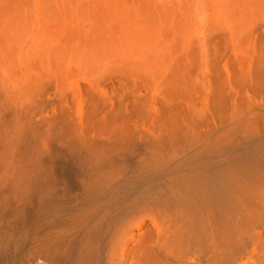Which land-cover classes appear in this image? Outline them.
I'll return each instance as SVG.
<instances>
[{"label": "bare ground", "instance_id": "bare-ground-1", "mask_svg": "<svg viewBox=\"0 0 264 264\" xmlns=\"http://www.w3.org/2000/svg\"><path fill=\"white\" fill-rule=\"evenodd\" d=\"M33 1L2 4L0 24L18 25L14 26L18 32L25 24L22 27L26 30ZM161 1L37 0L42 9L39 23L48 43L32 39L27 54L52 60L59 72L51 76L44 73L48 78L42 79L44 76L36 74L29 63L23 65L26 69L19 74L24 80L16 82L18 89L14 85L21 96L18 109L17 104L10 107L12 103L6 101V88L2 97L7 98L0 96V188L7 189L10 182L16 188L28 180L29 171L34 169L28 168L35 166L41 140L47 138H43L47 132L43 129L50 127V138L67 137L69 146L82 153L89 164L90 180L103 185L105 191L92 198L94 208L81 223L75 220L79 225L66 236L68 245H41V262L30 257L23 264H74L79 254L77 264H264V176L254 177L259 169L253 166L250 155L236 160L235 151L228 149L234 135L245 133L260 145L259 160L264 157V137L257 136L264 131V0H202L205 6L200 8L194 4L197 0ZM203 17L211 25L199 32L203 21L198 20ZM221 24L231 30L228 26L229 32L220 29ZM194 42L200 45L199 50ZM6 49L0 53V91L5 82L15 83L10 80L16 72H12L13 52ZM24 58L28 61L27 55ZM66 75L65 86L67 83L73 95L67 94V89L62 92L67 88L62 85ZM75 100L76 113L72 109ZM8 112L16 116L8 117ZM8 118H15V126H10ZM212 139L215 145L225 144L220 150L227 153L226 161L217 168L202 167L211 162L205 152L194 160L190 175L183 170L170 174L165 184L149 180L144 189L134 184L135 178L133 183L132 177L126 181L114 178L125 169H118L122 160L126 161L115 152L131 145L138 151L145 148L148 155L143 163L150 168L164 165L162 172L168 174V167L174 164L172 155L188 147L196 150L203 141H211L210 148ZM244 147L242 153L250 145ZM110 178L135 186L123 183L122 187L121 181ZM99 186L95 191H101ZM242 214V222L234 230L233 222ZM3 228L0 254L4 264H14L16 249L14 254L7 250L25 247L18 245L25 232L10 238L11 232L9 236ZM7 240L10 245H4Z\"/></svg>", "mask_w": 264, "mask_h": 264}, {"label": "rangeland", "instance_id": "rangeland-1", "mask_svg": "<svg viewBox=\"0 0 264 264\" xmlns=\"http://www.w3.org/2000/svg\"><path fill=\"white\" fill-rule=\"evenodd\" d=\"M10 1H13V0H0V6L2 5V4H4V6H5V3L6 2H10ZM36 1V2H35ZM161 0H159V2H160ZM167 3H168V1L167 0H165ZM177 0H175V2H176ZM198 1V0H197ZM197 1H194V4H196V6H198V8H200V7H203V6H205V4H201L202 2V0H200L198 3H197ZM261 1V0H260ZM4 2V3H3ZM34 3L32 4V7L31 8H33L31 11L29 10V20L30 21H32V22H30L29 21V23L25 26L26 27V30H25V28L23 29V27H24V25L25 24H22L23 25V27H22V25H20V30L22 31V35L20 34V32H18V31H16V29L14 28V26L15 27H17L16 25H14L13 27H10V24L8 25V26H6V24H5V26H4V24L2 25V24H0L2 27L4 26V28H7L6 30L3 28V30H2V27L0 26V44H1V46H2V49H1V46H0V53L1 52H3V51H5L4 49H6V48H8V49H6V50H10V49H12L11 51L14 53V55L16 54V53H18V54H16L17 56H14L13 55V53L12 54H10V56H12L13 57V61H12V72L15 70L16 72H17V74H16V72L14 73L15 75H16V77H15V75H11V76H13L12 78L10 77V80L12 81V80H14L13 81V85H12V82H8L7 81V83L5 82V87L4 88H2L1 90L2 91H0V96H1V98L2 99H4L5 100V98H7L8 97V99H6V101H10V103H12L11 105H10V107H13L12 105L13 104H15V106H16V104H17V106H16V110L18 109V106H19V104L17 103V102H19L20 101V99H21V96L19 95V91H17L16 92V88H17V86L15 85V84H17L18 86H19V83H16V82H23L22 80H24V79H21L22 78V76H21V78H20V74H22L23 73V69H26L23 65H27L28 63H29V65H31V66H33L32 68H33V70H35V73L37 74L38 73V75L39 76H44L42 79H44L46 76H47V73H48V76L50 75H52V73L53 72H55V73H58L59 72V70H58V65L54 62H52V60L51 61H49V59L48 58H42V57H40V58H35V57H33V56H31V54L30 55H28L29 54V52H27L28 50L27 49H29L30 47H31V43H30V41L32 42V39L35 41V40H37V41H40L42 44H46V43H48L47 42V35H45V33H44V31H43V25H42V23H39V20L41 21V15H42V9H40V3L39 2H37V0H34L33 1ZM162 2V1H161ZM39 3V4H38ZM177 3H179V2H177ZM203 3H204V1H203ZM7 4V3H6ZM34 4H36V5H34ZM33 5H34V7H33ZM200 5V6H199ZM36 6V7H35ZM39 7V8H38ZM40 10V11H39ZM31 12V13H30ZM36 14H37V16H36ZM41 14V15H40ZM33 15V16H32ZM41 17V18H40ZM32 18V19H31ZM40 18V19H39ZM201 18V17H200ZM199 18V23H201V21H203V23H201V24H199L200 26V28H202V29H200V31L199 32H202L201 30H203V28L205 27V28H207L208 26H210L209 25V23H211V22H208V20L206 19V17H203L202 19H200ZM205 18V19H204ZM201 20V21H200ZM204 23H206V24H204ZM41 26H40V25ZM38 26V27H37ZM221 26H222V28L220 27V29H225V30H227V27L226 26H228V25H222L221 24ZM42 27V28H41ZM12 28V29H11ZM15 30H14V29ZM38 28H40V30L38 29ZM204 28V29H205ZM230 28V29H229ZM223 29V30H224ZM12 30V33L10 32ZM23 30H24V32H23ZM28 30H30L31 32H33V33H31V34H34V36H35V39H34V36L33 35H29L30 34V31H28ZM39 30V31H38ZM41 30L43 31L42 33H43V35H42V33H41ZM228 30L230 31L231 30V27L230 26H228ZM227 30V32H229ZM3 31V32H2ZM5 31H8L7 33L5 32ZM13 31H14V33H13ZM37 31V32H36ZM26 32V35L28 34V38H27V36L24 34L23 35V33H25ZM28 32V33H27ZM226 32V31H225ZM11 33V34H10ZM2 34H4V35H2ZM17 34V35H16ZM19 34L21 35V36H19ZM36 34V35H35ZM9 35V36H8ZM40 36L39 37V40H38V38H37V36ZM2 36H4V37H2ZM23 36H26V37H23ZM2 37V38H1ZM10 39H9V38ZM15 37V38H14ZM16 37H17V39L19 40V41H17V39H16ZM31 37H33V38H31ZM41 37H43L44 39H42ZM46 37V38H45ZM20 38V39H19ZM22 38V39H21ZM6 39V40H5ZM24 39V40H23ZM29 39V40H28ZM31 39V40H30ZM3 40V41H2ZM26 40V41H25ZM42 40V41H41ZM2 41V42H1ZM8 41H9V43H8ZM15 41H17L18 43H19V45H18V43L16 42L15 43V45L14 44H12V43H14ZM55 41V39H52V41L51 42H54ZM4 42V43H3ZM11 42V43H10ZM44 42H46V43H44ZM57 41H55V43H56ZM196 42H199V41H196ZM196 42H194V46L195 47H197V49L198 48H200V45L198 44V43H196ZM23 43V44H22ZM25 43V44H24ZM30 45H29V44ZM8 44H10L9 45V47H6V46H8ZM49 44H51V43H49ZM48 44V45H49ZM57 44V43H56ZM3 45H5V47L3 46ZM15 47H14V46ZM26 45V46H25ZM47 45V44H46ZM51 45H55L54 43L53 44H51ZM196 45H198V46H196ZM22 46H23V49L24 48H26L27 46V48L26 49H24V51H23V49H20V47L22 48ZM30 46V47H29ZM12 47V48H11ZM18 48V50H17V48ZM10 48V49H9ZM13 48H14V50H13ZM22 50L21 52H20V50ZM26 50V51H25ZM199 50V49H198ZM19 53H22L23 54V57H21V55L19 54ZM28 53V54H27ZM27 55V57H28V61H27V59L26 58H24L26 55ZM31 59H30V58ZM33 57V58H32ZM23 58V60H21V59ZM202 58H205L204 56L202 57ZM14 59H18V60H14ZM33 59V60H32ZM34 59H35V61H34ZM44 59H46V60H44ZM25 60H26V62H25ZM30 60H32V61H30ZM43 60V61H42ZM48 60V61H47ZM34 61V62H33ZM37 61V63H35ZM42 61V62H41ZM14 62V63H13ZM19 62V63H18ZM31 62H33V64L35 65V67H34V65L31 63ZM44 62V63H43ZM48 62H52V65H51V63L49 64ZM204 62V61H203ZM18 63V64H17ZM31 63V64H30ZM40 63V64H39ZM16 64V65H15ZM42 64V65H41ZM49 64V65H48ZM53 64H54V67H53ZM198 64H199V62H198ZM197 64V65H198ZM200 64H203V63H200ZM28 65V66H29ZM46 65V66H45ZM56 65H57V67H56ZM14 66V67H13ZM16 66V67H15ZM47 66H48V68H47ZM50 66V67H49ZM52 66V67H51ZM22 67V68H21ZM40 69H39V68ZM42 67V68H41ZM45 68H47V70L45 69ZM51 68H53V69H51ZM17 69V70H16ZM20 69V70H19ZM72 69H73V72H72V75H75L76 74V70L72 67ZM39 70V71H38ZM53 70V71H52ZM38 71V72H37ZM41 71V72H40ZM45 71H47V72H45ZM50 72H51V74H50ZM20 73V74H19ZM40 73L41 74H43V75H40ZM44 73H45V75H44ZM25 74V73H24ZM18 77H19V79H18ZM24 77V76H23ZM46 78H48V77H46ZM16 79H17V81H16ZM68 79V76L66 75V77H65V81H63L62 82V85H63V87H67V88H63V90H62V92L64 91V90H69L68 88V85H67V83H66V86H65V82H66V80ZM9 80V81H10ZM19 80V81H18ZM68 81V80H67ZM64 83V84H63ZM9 84V85H8ZM11 85V86H10ZM16 86V88H15V86ZM6 86H8V87H6ZM14 86V87H13ZM5 88H6V93H7V97H2V94L4 93V91H5ZM7 89H9V90H7ZM18 89V88H17ZM66 90V92H67V94H68V92H69V95L71 94V95H73L74 93H70V92H73V90H71V88H70V90L69 91H67ZM9 91V92H8ZM204 91H207V90H205L204 89ZM202 92L201 91V93H202V96L205 94V92ZM6 93H5V95H6ZM12 93H14V94H12ZM65 93V92H64ZM204 93V94H203ZM66 94V93H65ZM66 94V95H67ZM200 94V93H199ZM201 95V94H200ZM3 96H4V94H3ZM15 96V98H13ZM58 97H59V95H58ZM22 102H24V101H22ZM6 103H9V102H6ZM29 105V104H28ZM8 106H9V104H8ZM15 106H14V108H15ZM9 108V107H8ZM72 109H73V111L75 110V112L74 113H76L77 111H78V100H75V102H74V104H73V106H72ZM9 110H11L12 112L13 111H16L15 109H9ZM12 112H8V113H11L10 114V116H8V117H14V116H16V114L14 115V114H12ZM14 113H16V112H14ZM11 115H14V116H11ZM16 118V117H15ZM15 118H8L9 119V121H10V126H12L13 125V123L14 122H16V120H15ZM37 119H38V117H37ZM12 120H13V122H12ZM8 121V122H9ZM14 124H16V123H14ZM50 124V125H49ZM42 126L43 125H46V124H41ZM48 125L49 126H51V123H48ZM48 125H46L45 127H49ZM13 126H15V125H13ZM44 127V126H43ZM52 127V126H51ZM43 129V128H42ZM45 130L47 131V132H45ZM49 131H52V128L50 129V127L49 128H44L43 129V133L45 132V134L46 135H44L43 136V138H46L45 140L47 141V139H48V143H50V145H48V143L46 144V146H45V143H46V141H43V140H41L43 143H41V144H44V145H41L40 144V148H41V150H40V148H39V150H40V152H42L41 154H40V152H39V157H38V159H36V160H34L35 162H34V165L35 166H32V167H29L28 168V171L29 170H31L32 168H34V169H32L31 171H29V172H31V173H29L30 175H28V176H30L29 178H27L28 180V183H27V181L26 182H24V184H21V185H19V186H17L16 188H14V185L11 183H9V185L8 186H10L9 188H8V186L7 187H5V188H7V189H5L4 190V188L2 189V188H0L1 190V192H0V202H2V203H0V221H1V223H0V228L2 227H4L3 229H5L6 231H7V233L9 232V236H10V232H11V236H10V238L13 236V237H16L17 236V238H19V236H20V232L22 233L21 235H23V233L25 234V237H22V239L23 240H25L26 239V241H23L22 240V242L20 243V244H18V245H26L25 247H18V248H10V250L8 249H6L7 250V252H9L10 254L12 253V254H14V249H16V253L14 254L15 256H16V259H15V262H14V264H23V262L25 261V260H29V259H31V258H34V260L33 261H35V260H39L40 262H41V260H42V258L44 257L43 255H42V253L41 252H43L42 250H41V245H60L59 247H62V248H64L65 247V245L67 244L68 245V243H67V241L69 240L67 237H68V235H70L71 234V230L72 229H74V227H77V225H79V224H77V225H75L76 223H81L84 219H85V216H87V214H88V212H90L93 208H92V200L94 199V196H95V198L97 197V195H98V193H99V195H103V192L105 191H102L103 190V185H95L94 184V182L93 181H91L92 179H91V177H90V175H89V170L87 171V169H88V163H85L86 161H85V158H84V156L82 155V153L81 152H79V151H77V150H75L73 147H71V146H69V144H68V138L67 137H56V139H55V137H53V136H51V138H50V136L47 134V133H49L50 134V132ZM50 135H52V134H50ZM257 136H262V137H264V131H260V133L257 135ZM256 136V137H257ZM52 137L55 139H53L52 140ZM42 138V139H43ZM49 138L52 140V141H50L49 140ZM59 138V141H57V139ZM62 139V140H61ZM65 139V140H64ZM67 139V140H66ZM212 140H214V139H212ZM251 140H254V139H250L249 140V138L245 135V133H237V135H234L233 136V138H232V142H231V144L228 146V149H229V152H233V151H235V152H233V155H234V157H235V159L237 160V159H240V157H241V155H245V154H248V155H250L249 156V159H251V161H252V164H253V166L255 167L256 166V168H258L259 170H257V172L258 171H260V173L262 172L261 170H263V172H264V167H260L261 165H263L264 163V161H263V159H264V157L262 158V159H260L259 160V157H260V155H261V153L262 152H259L260 151V149L258 148V146H260V145H258V143H255V141H251ZM55 141V142H54ZM45 142V143H44ZM211 142V141H210ZM210 142H205V141H203L202 142V144H201V146L198 148V149H196V150H190V147H188V149H186V150H184V151H182V152H179L177 155H172L173 157L172 158H174V164L173 165H171L170 167H168V170H167V172H168V174L166 173L165 174V172L166 171H164V172H162V168H163V166H161L160 164L159 165H154V166H151L152 168H150V166L146 163H143L144 161H143V159H144V156L147 154L148 155V153H147V151H145V148H142V151H138L135 147L133 148L132 146L133 145H131L130 147H132V149L130 148V147H127L126 149H125V151L124 150H122L121 151V153H119V152H115V156H119V157H121L122 159H126V161L125 162H123V160H122V162L123 163H126V164H124L123 165V163L121 164L120 163V165L121 166H119V170L121 169H124L123 171H119L120 173H118V174H116V176H114V178L115 177H118V179H122V181L125 179V181L129 178H131V183H133V181L136 179V181H134V184L137 186V187H141V188H146L147 187V182L149 183L150 181H153V183L154 184H158V185H160V184H165L167 181H168V179H169V175L170 174H174V173H178L179 171H184V174H186V175H190V171H192L193 170V168L195 167V159L198 157V156H200V155H202V154H204L205 152L208 154V156H207V158L211 161V162H208V163H203V165H205V167L204 166H202L204 169L206 168V166H209V165H211L213 168H217V167H219V166H222V164L224 163V161H226V159H227V153L224 151V150H220V146H223V145H225V144H221V145H215V140L213 141V143L211 144V146H210V148H209V144H210ZM246 145H250V147H248V149H246V153H242L241 152V149H244L245 147L244 146H246ZM42 146H44V151H43V147ZM135 146V145H134ZM137 147V146H136ZM46 148V149H45ZM209 148V149H208ZM247 148V147H246ZM127 149H128V151H127ZM147 150V149H146ZM240 150V151H239ZM248 150V151H247ZM239 151V152H238ZM45 152V153H44ZM231 152V153H232ZM249 152V153H248ZM235 153V154H234ZM238 153V154H237ZM117 154V155H116ZM44 155H46V156H44ZM123 155V156H122ZM238 155H240V156H238ZM205 156V157H206ZM236 156H238L239 158H236ZM130 159V160H128V158ZM186 157H188V158H186ZM232 157V156H231ZM234 157L232 158V159H234ZM133 159V160H132ZM247 160V158H244V160L243 161H246ZM39 160V161H38ZM131 161V162H130ZM133 161V162H132ZM239 161V160H238ZM128 162H129V165H128ZM135 162V163H134ZM205 162V161H204ZM212 163H214V165L212 164ZM86 164H88V165H86ZM134 164H135V166H134ZM145 164V165H144ZM39 165V166H38ZM146 165H148L149 166V168L147 167L146 169H145V167L144 166H146ZM132 166V167H131ZM122 167H124V168H122ZM159 167V168H158ZM162 167V168H161ZM142 168H144V169H142ZM132 169V170H131ZM147 169H149V170H147ZM157 169H161V170H157ZM204 169L202 170L203 172H204ZM261 169V170H260ZM128 170V171H127ZM134 170V171H133ZM206 170V169H205ZM33 171V172H32ZM117 172H118V170H116ZM127 171V172H126ZM35 172H36V174H35ZM109 172H111V171H109ZM108 172V173H109ZM116 172V173H117ZM122 172V173H121ZM131 172V173H130ZM202 172V173H203ZM256 172V174H258V175H254V177H256V179L257 178H260V177H262V176H264V173L262 172L261 173V175H260V173L258 172L257 173ZM114 173V172H113ZM123 173L125 174V176H128V174H129V176L128 177H125L124 175H123ZM134 173V174H133ZM111 174H112V172H111ZM111 174H109L111 177L113 176V175H111ZM31 175H32V177H31ZM35 175V176H34ZM108 175V174H107ZM109 175H108V177H109ZM123 175V176H122ZM132 175H134V176H132ZM143 176V178H142V176ZM260 175V176H259ZM35 177V178H34ZM123 177V178H122ZM125 177V178H124ZM139 177H141V178H139ZM135 178V179H134ZM139 179V181H138V179ZM91 179V180H90ZM111 179V178H110ZM117 179V178H116ZM116 179H114L113 180V178L111 179L113 182L114 181H121V180H116ZM142 180V182H141V180ZM152 179V180H151ZM155 181H154V180ZM150 180V181H149ZM122 181H121V186L123 185V183L126 185V187H128L129 185H130V182H123L122 183ZM130 181V180H129ZM144 181V182H143ZM23 182V181H22ZM142 183V185H141V183H140V185L138 184V183ZM25 183H27V184H25ZM127 183H129V184H127ZM151 183V182H150ZM149 183V184H150ZM119 184V183H118ZM153 184V185H154ZM135 185H131V186H129L130 188L131 187H134ZM152 185V186H153ZM155 185V186H156ZM12 186H13V188H12ZM25 186V188H22V187H24ZM27 186V187H26ZM46 186V187H45ZM99 186V188L100 187H102L101 189H99L98 188V190H101V191H95V190H97V187ZM121 186H120V188H121ZM124 186V185H123ZM122 186V187H123ZM144 186V187H143ZM148 186H150V185H148ZM19 188L20 189H22V191L21 190H19ZM94 188V189H93ZM96 188V189H95ZM144 188V189H145ZM13 189V190H12ZM18 189V190H17ZM94 191H93V190ZM143 189V190H144ZM2 190H4V192L6 193H4V192H2ZM131 190V189H130ZM142 190V189H141ZM11 191V192H10ZM13 191L15 192V194L13 193ZM20 191V192H19ZM92 191V192H91ZM17 192H19V193H17ZM94 192V193H93ZM98 192V193H97ZM100 192H102V194H100ZM132 192V191H131ZM134 192H135V190H134ZM238 192V191H237ZM53 194H55V195H53ZM6 195V196H5ZM25 195V196H24ZM48 195V196H47ZM21 196V197H20ZM40 196V197H39ZM4 197V198H3ZM13 197H15V198H13ZM47 198V199H46ZM87 198V199H86ZM90 198V199H89ZM93 198V199H92ZM237 198H238V194H237ZM53 201H52V200ZM46 200V201H45ZM238 200H239V198H238ZM59 201V202H58ZM8 202V203H7ZM47 202V203H46ZM53 202H55L56 204H54ZM62 202V203H61ZM43 203V204H42ZM50 203V205H51V203H52V206H51V208H48V207H50V205H48ZM47 204V205H46ZM59 204V205H58ZM84 204V205H83ZM89 204H90V206H89ZM5 205V206H4ZM17 205V206H16ZM45 205V206H44ZM80 205V206H79ZM42 206V207H41ZM56 206V207H55ZM61 206V207H60ZM3 207V208H2ZM78 207H81V208H78ZM84 207H88V209H89V211H86V210H88L87 208L86 209H84ZM9 208V209H8ZM19 208V209H18ZM44 208V209H43ZM64 208V209H63ZM68 210H67V209ZM92 208V209H91ZM23 209V210H22ZM53 209V210H52ZM58 210V212L56 211V210ZM84 209V210H83ZM47 210H48V213H47ZM66 210V211H65ZM84 212H83V211ZM54 211V212H53ZM56 211V212H55ZM2 212V213H1ZM21 212L23 213V214H21ZM27 212V213H26ZM49 212H51V213H49ZM20 213V214H19ZM46 213V214H45ZM56 213V214H55ZM60 215H59V214ZM78 213V214H77ZM15 214H18V215H15ZM42 214V215H41ZM44 214V215H43ZM55 214V215H54ZM58 214V215H57ZM22 215V216H21ZM26 215V216H25ZM46 215V218H44V216ZM48 215H49V217H48ZM55 217H54V216ZM74 215V216H73ZM79 215V216H78ZM82 215V216H81ZM244 215L245 214H242V215H240L239 217H237L235 220H234V222H233V229L234 230H236L237 228H238V226L240 225V223L242 222V219H243V217H244ZM23 216H25V217H23ZM37 216V217H36ZM40 216V217H39ZM72 216V217H71ZM75 216H77V218L75 217ZM34 217V218H33ZM58 217V218H57ZM5 218V219H4ZM23 218V219H22ZM55 218V219H54ZM25 219V220H24ZM38 219V220H37ZM40 219H42V220H40ZM46 219V220H45ZM47 219H50V221L47 223L46 221H47ZM72 219H74V220H72ZM77 219V220H76ZM54 220V221H53ZM71 220V221H70ZM75 220H76V223H75ZM82 220V221H81ZM36 221V222H35ZM57 221V222H56ZM17 222V223H16ZM27 222V223H26ZM55 222V223H54ZM34 223V224H33ZM39 223V224H38ZM54 223V224H53ZM61 223V224H60ZM66 223V224H65ZM74 224V225H70V224ZM8 224V225H7ZM20 225V227H19V225ZM57 224V225H56ZM11 225V226H10ZM15 225V226H14ZM50 225V226H49ZM55 225V226H54ZM8 226V227H7ZM10 226V227H9ZM13 226V227H12ZM25 226V227H24ZM32 226V227H31ZM69 226L70 227H73V228H69ZM29 229H28V228ZM50 227V228H49ZM56 229H55V228ZM57 227H59V228H57ZM18 228H20V229H18ZM28 229V231L26 230V229ZM48 230H47V229ZM16 229H17V231L19 232H17L16 231ZM229 229H231V227H229ZM13 230V231H12ZM19 230H21V231H19ZM44 230V231H43ZM67 230H69V231H67ZM66 231H67V233H66ZM12 232H14V233H12ZM26 232H27V234H26ZM69 232V233H68ZM74 232H78V230L76 231H74ZM16 233V234H15ZM18 233V234H17ZM36 233V234H35ZM12 234H14V235H12ZM46 234V235H45ZM26 235H27V238H26ZM30 236V237H29ZM61 236H62V238H61ZM67 236V237H66ZM21 237V236H20ZM57 237V238H56ZM9 238V237H8ZM62 239V240H60L59 241V239ZM68 239V240H66V239ZM46 239H48L47 241H46ZM44 240H45V243H44ZM78 240H79V238H78ZM50 241V242H49ZM60 242V243H57V242ZM63 241V242H62ZM24 242V243H23ZM55 242V243H54ZM6 243H7V245H10V241L8 242V240H7V242H5V244L4 245H6ZM52 243V244H51ZM57 243V244H56ZM63 244H65V245H63ZM3 244H1L0 245V251H2V248L4 247V246H2ZM2 247V248H1ZM28 247V250L26 249ZM14 250V251H13ZM19 250H20V252H19ZM18 251V252H17ZM26 251H27V254H26ZM29 251V252H28ZM32 253H33V256H30V255H32ZM34 253H35V255H34ZM2 254H0V264H4L5 263V258L2 256ZM19 256V257H18ZM24 256V257H23ZM29 256V257H28ZM35 256V257H34ZM80 256V254L78 255V257L76 256V258L73 260V263L74 264H77V263H79V261L81 260V258L79 257ZM21 257V258H20ZM31 257V258H30ZM29 258V259H28ZM22 259V260H21ZM255 260V259H254ZM12 264V263H11Z\"/></svg>", "mask_w": 264, "mask_h": 264}]
</instances>
